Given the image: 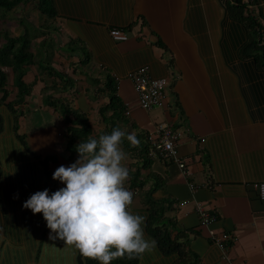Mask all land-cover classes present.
Returning <instances> with one entry per match:
<instances>
[{
  "label": "crops",
  "instance_id": "0c3cea01",
  "mask_svg": "<svg viewBox=\"0 0 264 264\" xmlns=\"http://www.w3.org/2000/svg\"><path fill=\"white\" fill-rule=\"evenodd\" d=\"M187 3L188 0H137L136 14L147 18L149 27H142L139 23L130 33L133 36L131 39L129 36L127 41H116L109 49L91 47L93 58L88 64L83 65L77 56L69 57V54L64 59V54L55 50L52 54L56 57H53L55 62H63L65 72L75 81L72 89L56 94V97L66 98L75 109L85 113L94 134H98L105 130L99 108L109 102L105 90L106 75L109 73L117 79V94L122 103L126 108L127 104L130 106L128 119L134 129L124 127V131L146 138L156 125L166 123L181 133L178 152L191 171L189 178L171 160L150 156L148 163L140 148L131 154L122 146L129 173L139 171L140 181L144 182L141 190L132 189L129 187V176L126 187L133 193L132 212L146 217L144 231L147 238L154 240L147 232L150 212L146 209L143 194L155 188L152 193L155 201L167 200L171 203L164 215V218L173 221L167 223V229L171 231L174 223L176 230L171 231L172 237L180 234V248L187 255L188 264H264V201L253 189V184L264 183V117L259 115L258 107L248 105L239 83H225L224 76H231L232 73L230 69L220 68L215 47L211 55L206 57L196 38L188 34L184 26ZM60 22L63 23V30ZM56 24L62 35L52 37L60 49L69 42L72 32L64 20H58ZM89 35L94 40L101 38L94 32L92 35V31ZM156 36L162 41L161 47L157 44ZM52 37L46 41L45 48L54 43ZM44 40L38 38L36 45ZM111 49L115 50L121 69L112 68L110 62L107 64L102 61L107 54L112 53ZM144 49L151 52L150 57L144 53L145 62L151 66L154 76L165 75L168 80L165 108L149 111L140 108L133 83L127 78L133 66L124 58ZM208 60L213 62L214 68L208 66ZM53 65L56 67V63ZM95 80L99 81L98 85ZM25 81L36 84L29 99L34 97L35 90L42 85L41 90H38L41 93L44 86L36 69H28ZM8 117L6 114V123ZM53 130L59 129L48 126L30 136V140L36 137L34 149L37 155H56L57 162L50 165L52 175L59 166L72 164L70 153L66 151L67 138L64 132L58 134ZM59 138L65 141L61 151L53 147L57 140L60 141ZM189 180L200 186L195 193L188 186ZM52 185L55 191L64 187L54 180ZM198 203L208 212L218 215L217 221L211 226L200 224ZM210 230L217 234L227 233L234 242L222 250L210 239ZM50 234L55 235L48 229L39 249L35 251L31 243V247L26 243L15 245L16 250H24L28 258L25 261L20 251L21 256L15 259L16 262L45 264L47 246L56 243L68 247L69 264H78V250L62 240L50 239ZM8 244H12V241L9 240ZM8 244L4 246L5 251L8 248L15 249L14 245ZM63 260L64 254H59L58 261L63 264ZM180 263L182 260L179 252L163 253L156 244L151 252L141 256L140 264Z\"/></svg>",
  "mask_w": 264,
  "mask_h": 264
},
{
  "label": "trees",
  "instance_id": "16d2710c",
  "mask_svg": "<svg viewBox=\"0 0 264 264\" xmlns=\"http://www.w3.org/2000/svg\"><path fill=\"white\" fill-rule=\"evenodd\" d=\"M32 1L36 4L38 12L54 24L61 19L66 22L72 37L59 52L67 51L69 57L77 56L83 65L92 61L91 47L109 49L117 43L111 35L112 30H122L129 35L139 23L142 27H149L147 19L136 14L137 0H0V14L7 16ZM187 4L184 26L188 34L196 38L206 57L211 55L212 48L215 47L220 68L230 69L232 73L231 76H224L225 83H239L248 105L258 107L259 115L264 117V0H188ZM19 23L21 34L17 36L10 31L0 30V235L17 243H31L35 251L39 249L38 246L45 238L48 228L43 215H34L30 210L23 208V203L38 191L47 189L50 195L55 192L50 165L55 164L58 159L54 154L45 157L36 154L34 139L30 140V136L40 130H31V135L29 132H20V121L25 119L28 113L24 108H29L28 99L36 85L25 81L28 69H36L44 86L40 93L43 105L46 109H53L66 124L63 135L67 138L66 151L70 153L69 159L72 163L79 158L76 146L82 141H87L89 136L96 138L101 134H110L116 127L122 130L124 127L134 129V125L129 121L127 108L117 94V79L108 73L105 90L109 102L99 108L105 130L94 134L85 113L75 109L66 98L56 97V94H63L72 89L75 86L74 79L65 71L54 67L56 62L53 55L40 56L32 49L37 44V39L42 37L45 40L40 44L42 47L38 52L44 51L49 37L54 34L58 37L62 33L52 32L49 22H45L31 35L28 31V21L20 20ZM90 31L92 35L94 32L101 38L94 40L89 35ZM156 38L161 47L162 41L158 36ZM111 52H108L110 54L102 61L107 64L110 62L112 68L121 69L115 50L111 49ZM144 53L147 57L151 56V52L146 49L126 55L125 61L128 60L130 66H133L130 70L147 67L151 78H166L165 75L154 76L151 66L145 62ZM207 63L209 67L214 68L211 60ZM94 82L99 84L98 80ZM6 112L9 116L8 123L4 115ZM45 126L41 130L48 127ZM6 138H9L8 144L4 143ZM135 138L141 140L139 145L133 146L125 138L122 146L131 154L140 148L149 163L150 150L146 138L142 135H136ZM129 176V187L141 190L144 182L140 181L139 171L130 172ZM155 190L151 188L143 194L146 209L150 212L147 232L163 253L179 252L182 260L180 264H188L187 255L180 248V234L172 237L171 231L176 230L174 223L171 231L167 229V223L173 221L164 218V215L167 209H170L171 203L167 200L155 201L152 198ZM6 209L9 211L8 218ZM31 244L28 246L31 247ZM59 249L60 244L55 243L47 246L46 252L52 250L53 253ZM38 253L39 251L36 256ZM59 254H62V249ZM77 258L78 264H99L83 257L79 251ZM63 261V264H66L65 255ZM140 263L141 257L131 260L125 257L110 262ZM58 264L62 263L58 261Z\"/></svg>",
  "mask_w": 264,
  "mask_h": 264
},
{
  "label": "clouds",
  "instance_id": "9594fccd",
  "mask_svg": "<svg viewBox=\"0 0 264 264\" xmlns=\"http://www.w3.org/2000/svg\"><path fill=\"white\" fill-rule=\"evenodd\" d=\"M125 138L139 142L119 127L110 134L88 137L76 146L78 159L59 166L52 179L64 187L49 194L47 189L32 194L23 208L42 214L50 239L74 246L79 253L99 264L116 259H136L156 247L144 231L146 217L131 210L133 193L126 187L129 169L122 149Z\"/></svg>",
  "mask_w": 264,
  "mask_h": 264
},
{
  "label": "built area",
  "instance_id": "2783aa9c",
  "mask_svg": "<svg viewBox=\"0 0 264 264\" xmlns=\"http://www.w3.org/2000/svg\"><path fill=\"white\" fill-rule=\"evenodd\" d=\"M111 35L116 41H127L129 36L122 30H112ZM127 78L133 83L137 105L144 110L154 108H165L167 105V78H151L147 67L140 68L128 73ZM126 115H130V106L127 104ZM181 133L171 125L161 123L156 125L154 130L146 135L150 156H159L162 159L175 162L186 177H191V171L181 159L178 152V143ZM190 190L195 193L199 185L193 181H188ZM253 189L257 191L259 198L264 201V183L253 184ZM199 221L202 226L209 227L217 221L218 215L208 212L201 203L197 204ZM209 237L220 249L225 250L229 243L234 242L231 235L227 233L217 234L214 230L209 231Z\"/></svg>",
  "mask_w": 264,
  "mask_h": 264
},
{
  "label": "rangeland",
  "instance_id": "374dc122",
  "mask_svg": "<svg viewBox=\"0 0 264 264\" xmlns=\"http://www.w3.org/2000/svg\"><path fill=\"white\" fill-rule=\"evenodd\" d=\"M176 19L178 20V18H176ZM20 20L28 21V24H29L28 31L30 32L31 35L34 33L35 30H39V28H40L39 25H42L45 22L46 23L49 22V27H50V30L52 32L60 31L61 29L62 30L64 29L62 22H60V24H61L60 25L61 29H60V27H58L57 24H54L46 16L41 15L36 8V4L33 3V1H32L27 6H24V7L21 6V7L17 8L15 12H12V13L8 14L7 16H1V14H0V30L10 31L12 34H15L16 36L21 34V26L19 23ZM147 21H148V19H147ZM211 32H212V30H211ZM131 34L128 35V36H130V39L133 37ZM212 35H214V33ZM53 38L54 37H52V39ZM52 41H54V39ZM40 47H42V45L39 44L38 46L35 45L32 48L33 52L40 54V56H41V54H44V55L47 54V55L51 56L55 52V50H58V51L60 50L58 47V43H56V41H54V43H52V45L51 44L48 45L47 48H45L46 51L44 50V51L39 53L38 51H39ZM65 48L67 50H70L67 47H65ZM62 52L64 53L63 56H65L64 59H67V56L69 53L67 51H62ZM62 52H60V53L62 54ZM53 57H55V56H53ZM56 68L62 70L66 67L63 66V62H60V64L58 62H56ZM6 71H8V70H6ZM64 71H65V69H64ZM36 79H37V76H36ZM41 86H39V88H37L35 90L34 97L32 99H29V102H28L29 108L28 109L24 108V110H28V113L27 114L25 113L26 118L21 119V121H20V132L23 133L24 131H26V132H29V134L31 135V130H34V129L41 130L42 128L46 127L45 125H47V126H52L54 128H58L59 130H53V132H57L58 134H62L64 132L63 129H65L66 124L64 122H61V120H59V118H57V115L55 114L53 109H51V108L46 109V107L41 102L40 92L38 91V90H41V88H40ZM8 88L11 89L10 86ZM166 92H167V90H166ZM6 114H7V112H6ZM6 114H4V115H6ZM57 137H59V135H57ZM32 138L34 140L36 139L35 136ZM33 139H31V140L33 141ZM59 140L60 141H58V140L56 141V144H54L53 147L58 148V150L60 149V151H61V150H63V143L65 141H63L62 138H59ZM4 141H5L4 143L7 142V144H8L9 138H6ZM46 148L47 147L41 148V149H46ZM41 149H38V150H41ZM53 150H55V149L53 148ZM1 193L2 192H0V194ZM5 211L7 212L6 216L8 218L9 217V214H8L9 211L7 209ZM8 243H9V239L7 238L5 240V238L2 235H0V264H19L16 262L17 260H15V259L19 258L21 256V253L24 250H22V249L16 250L15 245H19L21 243L20 242L17 243L14 241H12V244H8ZM7 244L8 245H14L15 249H13V248L10 249L7 247L8 249L5 251L4 246ZM48 247H50V246H48ZM61 249H62V253L65 255V260L67 261L66 264H69L70 263L69 257H67L68 256V253H67L68 247L65 246L64 244H60V249L55 251V252L53 251V253H51L52 250L49 253L46 252L45 264H58V255H59V252L61 251ZM20 251H21V253H19ZM13 253H16L17 255H15ZM23 256H24L25 261H27L28 258L24 252H23ZM41 259H42V256L39 258V261H41Z\"/></svg>",
  "mask_w": 264,
  "mask_h": 264
}]
</instances>
